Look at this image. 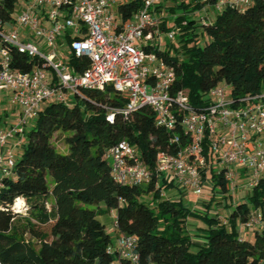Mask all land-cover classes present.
Here are the masks:
<instances>
[{"label": "trees", "instance_id": "obj_1", "mask_svg": "<svg viewBox=\"0 0 264 264\" xmlns=\"http://www.w3.org/2000/svg\"><path fill=\"white\" fill-rule=\"evenodd\" d=\"M17 3L0 0L1 24L14 20ZM141 6V0L118 6L122 21L131 19ZM202 7L200 0H171L168 6L171 15L178 14L179 35L156 53L175 67L174 90L187 92L195 108L202 107L208 93L220 84L230 86L235 98L260 93L264 0H255L246 10L225 9L196 32L194 16ZM10 51L15 69L30 72L43 67L38 59L12 47ZM66 60L75 75L90 65L89 59L69 52ZM127 102V96L113 88L81 89L70 103L52 101L42 106L26 129L13 175L0 179V263L110 264L113 258L107 250L112 237L99 216L115 211L118 231L137 237L142 264H259L264 257V228L250 239L241 237L238 225L254 210H260L264 224V178L243 202L225 206L230 209L225 221L211 214V203L202 215L182 199L166 196L164 189L175 184L159 182L155 174L144 186L121 185L114 179L107 152L120 141L135 146L142 162L154 171L160 151H176L170 143L173 134L186 138L180 126L175 131L158 126L149 106L125 120L118 111ZM113 110L111 123L107 117ZM57 134L65 135V153L54 144ZM209 177L213 190L220 187L223 196L229 195L222 175L213 169ZM19 199L26 202L25 214L16 211ZM193 218L204 224L197 241L187 228Z\"/></svg>", "mask_w": 264, "mask_h": 264}, {"label": "built area", "instance_id": "obj_2", "mask_svg": "<svg viewBox=\"0 0 264 264\" xmlns=\"http://www.w3.org/2000/svg\"><path fill=\"white\" fill-rule=\"evenodd\" d=\"M254 1L200 0L203 7L196 15L200 24H206L211 12L246 10ZM116 2L18 0L14 20L0 23V93L6 95L15 114L13 125L0 129V179L14 173L16 145L10 146L11 141L25 137L45 103H70L81 89L104 92L113 88L128 98L125 108L118 111L125 120L149 106L158 126L170 131L180 126L186 136L183 141L173 134L170 143L176 151H160L154 171L127 140L112 146L107 158L112 160L113 177L119 184L144 186L155 174L159 182H173L182 192L199 198L207 186L204 175L210 178L214 169L227 182L229 195L240 189L252 191L264 178V85L260 93L235 98L230 86L220 84L208 93L202 107L195 108L187 92L174 90L175 67L156 53L166 42L177 40L178 15L170 16L173 24L168 28L163 0H141V8L131 19L118 22L113 12ZM163 26L168 29L163 31ZM10 47L42 61L43 67L30 72L15 69ZM67 52L89 59V68L75 75ZM107 119L114 122V110ZM112 214L117 237L107 250L113 258L110 264H142L137 237L120 233L117 214ZM240 226L241 237H247L246 231L263 229L260 210H254ZM259 264H264V257Z\"/></svg>", "mask_w": 264, "mask_h": 264}, {"label": "rangeland", "instance_id": "obj_3", "mask_svg": "<svg viewBox=\"0 0 264 264\" xmlns=\"http://www.w3.org/2000/svg\"><path fill=\"white\" fill-rule=\"evenodd\" d=\"M170 4H171L170 1L165 0L166 6H170ZM216 15H217L216 13L213 14V18H215ZM194 17L198 20V22L195 24L196 32H200V30H201V28L199 27L200 17H198L197 15H195ZM172 24H173V19L168 21L167 27L170 28L172 26ZM162 30L164 31V29H162ZM12 114H13V108L10 106L8 100L6 99V95H4V93H0V117H1V119L2 120L7 119L8 117L10 118V116L12 118ZM64 139H65L64 134H57L54 138V144L57 146L58 150L60 152H63V153L68 151V146L64 142L65 141ZM18 145H20V142L18 143ZM16 149L17 150L15 152L17 153L19 149L18 148H16ZM19 151L22 152L23 149H20ZM109 163H112V160H109ZM211 181H212V178H207L205 180V183L207 184V186L204 188L203 195L199 198L194 197L190 192L180 193L177 185H175L171 188H168V189H164V192H165L166 196H170L171 198H175L178 200L182 199L185 205H187L188 207H190L194 211L197 209L195 212L198 214H202V215L204 214V211L206 210V205L208 204V202L212 201V198L214 197V201L212 203L210 212L212 215L220 214V220L224 221L227 219L228 214H229L228 208H226L225 206H229L230 204L232 205V204H238L240 202H243L246 198V195H242L243 193H242V190L240 189L239 191H237V193L234 196H231V195L223 196L221 194L220 187H218L216 189V191H215L216 195H214L212 193ZM150 205L153 206L152 204H150ZM82 206L84 208H88V209H95V207L91 206V205L82 204ZM218 206H221L220 210L218 209ZM25 208H27L26 202L24 203V207L22 209H16V210H20V211H22L23 214H25L27 212V211H25ZM99 220L106 226L107 232L111 235L112 240L114 241L115 238L117 237V233H116V228L114 225V218H113L112 211L110 212V214L107 213V214L100 215ZM193 223H195V224H193ZM196 223H198V225L194 227V225H196ZM200 225H201V227L204 226L202 221L198 218L189 219L187 221V226H188L187 228H188V230H191V232L192 231H200V229L198 227ZM195 238L196 237L193 236V239H195Z\"/></svg>", "mask_w": 264, "mask_h": 264}, {"label": "crops", "instance_id": "obj_4", "mask_svg": "<svg viewBox=\"0 0 264 264\" xmlns=\"http://www.w3.org/2000/svg\"><path fill=\"white\" fill-rule=\"evenodd\" d=\"M130 1H132V0H117V2H116V4L113 6V12L115 13V15L117 16V19H118V22L120 21H122V18H121V16L119 15V13H118V6H120L121 4H126V3H129ZM167 1H170L171 2V0H167ZM162 5L166 8V11H167V14L169 15V18H168V21H170L171 20V18H170V16H171V14L168 12V6H166L165 5V0H163V3H162ZM213 14L214 13H209V19L210 20H212V19H214L213 18ZM199 17V16H198ZM168 21H167V23H168ZM167 25V24H166ZM5 95V94H4ZM7 99V98H6ZM14 119H15V114H14V110H13V114H12V118H11V116H10V118L8 117L7 119H4V120H0V129H3V130H7V129H9L12 125H13V123H14ZM18 142H20V145H18ZM24 143H25V137L24 138H20V139H18V140H13V141H11V145L10 146H15L16 145V148H18L19 150L20 149H23V146H24ZM17 150V149H16ZM216 189L215 190H213L212 189V193L214 194V195H216ZM242 195H246L247 196V194H248V191H246V190H243L242 191ZM232 196V195H231ZM234 196V195H233ZM239 196V195H238ZM211 203V204H210ZM212 203H213V201L211 202H208V204H210V206H212ZM207 204V205H208ZM201 207V206H200ZM220 207L221 206H218V209L220 210ZM202 209V208H201ZM197 210V209H196ZM195 210V211H196ZM203 210V209H202ZM228 213L230 214V209H228ZM110 214V213H109ZM228 214V215H229ZM219 218H220V214H219ZM225 221V220H224ZM193 224H195V223H193ZM241 224V223H240ZM240 224L238 225L239 226V230H240V232H241V226H240ZM198 225V223H196V225H194V227L195 226H197ZM199 228H203L204 226H202L201 227V225L200 226H198ZM189 232L192 234V236H194V237H196L194 240L195 241H197V240H199V238L197 237L198 235H200V234H203V232L202 231H192L191 232V230H189ZM245 234H246V236L248 237V238H252L253 237V234H254V232L253 231H246L245 232Z\"/></svg>", "mask_w": 264, "mask_h": 264}, {"label": "bare ground", "instance_id": "obj_5", "mask_svg": "<svg viewBox=\"0 0 264 264\" xmlns=\"http://www.w3.org/2000/svg\"><path fill=\"white\" fill-rule=\"evenodd\" d=\"M24 203H25V201H24L23 199H19V201L17 202V204H16V207H15V208H17V209H20V208H22V207H23V205H24Z\"/></svg>", "mask_w": 264, "mask_h": 264}]
</instances>
